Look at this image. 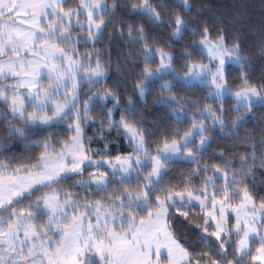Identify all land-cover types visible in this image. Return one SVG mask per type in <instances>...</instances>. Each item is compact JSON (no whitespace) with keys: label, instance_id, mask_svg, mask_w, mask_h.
Masks as SVG:
<instances>
[{"label":"snow or ice","instance_id":"6c2138e0","mask_svg":"<svg viewBox=\"0 0 264 264\" xmlns=\"http://www.w3.org/2000/svg\"><path fill=\"white\" fill-rule=\"evenodd\" d=\"M260 172L264 0H0V264H264Z\"/></svg>","mask_w":264,"mask_h":264},{"label":"trees","instance_id":"16d2710c","mask_svg":"<svg viewBox=\"0 0 264 264\" xmlns=\"http://www.w3.org/2000/svg\"><path fill=\"white\" fill-rule=\"evenodd\" d=\"M195 2L199 5H206L208 8L212 9L213 11L217 10V6L218 5H222V4H226V3H231L232 0H195ZM119 55V53H113V66L115 67V61L117 56ZM258 73V70H257ZM118 83V77H116L115 75L113 76V80L110 81V83ZM148 105H149V109H146L147 112V117L149 120L151 119H159L162 115L163 112L161 110L158 109L157 106L152 105V100L151 97L149 98L148 101ZM262 113L260 111V109H257V116H261ZM228 144V140L224 137H219L218 139L213 141L212 146L213 147H223L226 146ZM257 182L260 181H264V172H260L256 177H255Z\"/></svg>","mask_w":264,"mask_h":264}]
</instances>
